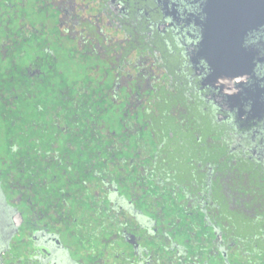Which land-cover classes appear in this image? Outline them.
Wrapping results in <instances>:
<instances>
[{"label": "flooded vegetation", "instance_id": "obj_1", "mask_svg": "<svg viewBox=\"0 0 264 264\" xmlns=\"http://www.w3.org/2000/svg\"><path fill=\"white\" fill-rule=\"evenodd\" d=\"M211 10L0 0V264H264V16Z\"/></svg>", "mask_w": 264, "mask_h": 264}, {"label": "water", "instance_id": "obj_2", "mask_svg": "<svg viewBox=\"0 0 264 264\" xmlns=\"http://www.w3.org/2000/svg\"><path fill=\"white\" fill-rule=\"evenodd\" d=\"M210 6L220 34H229L243 22L264 16V0H210Z\"/></svg>", "mask_w": 264, "mask_h": 264}]
</instances>
